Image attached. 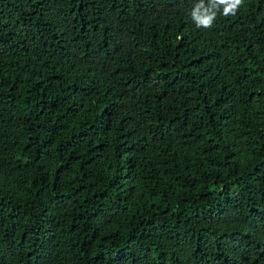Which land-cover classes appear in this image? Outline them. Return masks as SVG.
Returning a JSON list of instances; mask_svg holds the SVG:
<instances>
[{
  "label": "trees",
  "instance_id": "1",
  "mask_svg": "<svg viewBox=\"0 0 264 264\" xmlns=\"http://www.w3.org/2000/svg\"><path fill=\"white\" fill-rule=\"evenodd\" d=\"M0 0V264H264V0Z\"/></svg>",
  "mask_w": 264,
  "mask_h": 264
},
{
  "label": "clouds",
  "instance_id": "2",
  "mask_svg": "<svg viewBox=\"0 0 264 264\" xmlns=\"http://www.w3.org/2000/svg\"><path fill=\"white\" fill-rule=\"evenodd\" d=\"M242 0H211V8H204L203 4L197 6V9L193 12V19L197 23V26H203L205 28L210 27L215 17V12L212 11L217 4H225L224 14H235V11Z\"/></svg>",
  "mask_w": 264,
  "mask_h": 264
}]
</instances>
